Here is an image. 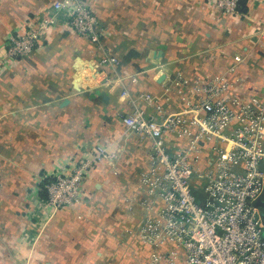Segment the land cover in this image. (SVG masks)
I'll list each match as a JSON object with an SVG mask.
<instances>
[{
  "label": "crops",
  "instance_id": "obj_1",
  "mask_svg": "<svg viewBox=\"0 0 264 264\" xmlns=\"http://www.w3.org/2000/svg\"><path fill=\"white\" fill-rule=\"evenodd\" d=\"M55 1L0 0V264H145L152 250L135 230L160 205L139 181L151 141L122 117L179 112L214 78L232 105L264 102V0L234 15L198 0H87L107 30L99 46ZM46 21L31 54L6 58L10 36ZM105 54L119 65L100 66ZM96 146L116 157L87 171L81 204L46 210L32 175L70 171Z\"/></svg>",
  "mask_w": 264,
  "mask_h": 264
},
{
  "label": "built area",
  "instance_id": "obj_2",
  "mask_svg": "<svg viewBox=\"0 0 264 264\" xmlns=\"http://www.w3.org/2000/svg\"><path fill=\"white\" fill-rule=\"evenodd\" d=\"M239 1L216 0L227 14L239 13ZM54 8L68 11L73 32L101 44L100 18L85 0H57ZM47 26L10 36L6 58L31 54ZM99 65L118 66L119 60L105 54ZM227 88L221 78L198 80L197 99L184 98L179 112L157 119L138 108L122 117L127 130L151 141L139 181L160 205L149 207L135 230L152 250L145 264H264V210L258 204L264 195V102L232 105L220 93ZM175 140L184 146L172 152ZM105 157L116 153L97 146L69 175L49 180L46 203L54 211L79 204L87 171Z\"/></svg>",
  "mask_w": 264,
  "mask_h": 264
},
{
  "label": "rangeland",
  "instance_id": "obj_3",
  "mask_svg": "<svg viewBox=\"0 0 264 264\" xmlns=\"http://www.w3.org/2000/svg\"><path fill=\"white\" fill-rule=\"evenodd\" d=\"M198 1H204L206 4H208L209 6H212L214 9H217L219 12H221V13H223L224 14V12H222L218 7H217V2H216V0H198ZM85 2L87 3V5H89V7L95 12V14L99 17V15H98V13L96 12V10H94V8L92 7V5L87 1V0H85ZM225 14H227V13H225ZM239 14V13H238ZM234 15V14H233ZM100 18V17H99ZM100 21H101V24H102V38H103V36L105 35V33L107 32V30L105 29V27H104V25H103V23H102V20H101V18H100ZM106 55H108V54H106ZM5 56H6V54H5ZM222 79V78H221ZM212 81H216L217 79L216 78H214V79H211ZM224 92V91H223ZM223 92H220L221 94L223 93ZM131 112H133V111H131ZM130 112V113H131ZM126 128V127H125ZM133 133V132H132ZM96 148H97V146H96ZM96 148H95V150H96ZM86 159H87V157H84L83 159H81V161H78L76 164H73L72 165V167L73 168H78V167H80L81 166V164L83 163V162H85L86 161ZM71 173V170L70 171H63V172H58V173H55L54 175H52L51 177H49V178H47V179H43L42 177L40 178V175L39 174H33L32 175V180L35 182V184H37L39 187H37L36 188V190H40V183L42 184V190L45 192V194H46V191H45V184L49 181V180H53V179H55L57 176H59V175H61V176H64V175H69ZM47 198V197H46ZM263 198H264V196H263ZM82 200H83V195H82ZM82 202V201H81ZM81 202L79 203V204H81ZM262 203H264V200H263V202ZM79 204H77V205H79ZM74 206H76V205H74ZM45 207H46V210H50L51 212H58V211H62V210H64V209H66V208H69V207H72V206H68V207H64V208H59V209H57V210H55L54 211V209L53 208H51L47 203H46V201H45Z\"/></svg>",
  "mask_w": 264,
  "mask_h": 264
},
{
  "label": "trees",
  "instance_id": "obj_4",
  "mask_svg": "<svg viewBox=\"0 0 264 264\" xmlns=\"http://www.w3.org/2000/svg\"><path fill=\"white\" fill-rule=\"evenodd\" d=\"M245 1L246 0H240L239 1V7H238V12L241 13V12H245ZM46 195V194H45ZM46 197V196H45Z\"/></svg>",
  "mask_w": 264,
  "mask_h": 264
},
{
  "label": "water",
  "instance_id": "obj_5",
  "mask_svg": "<svg viewBox=\"0 0 264 264\" xmlns=\"http://www.w3.org/2000/svg\"><path fill=\"white\" fill-rule=\"evenodd\" d=\"M258 204H259V205H263V203H262V202H260V201L258 202Z\"/></svg>",
  "mask_w": 264,
  "mask_h": 264
}]
</instances>
